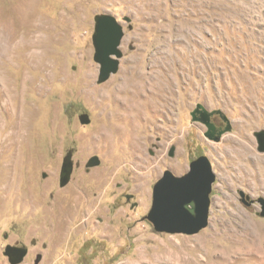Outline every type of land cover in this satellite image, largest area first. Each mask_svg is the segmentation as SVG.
Returning a JSON list of instances; mask_svg holds the SVG:
<instances>
[{"label":"rangeland","instance_id":"obj_1","mask_svg":"<svg viewBox=\"0 0 264 264\" xmlns=\"http://www.w3.org/2000/svg\"><path fill=\"white\" fill-rule=\"evenodd\" d=\"M97 15L124 29L119 71L102 84ZM16 28L32 45L8 51ZM127 84L121 98L151 103L136 150L127 141L111 153L93 148L118 124L105 95ZM199 103L229 119L219 141L192 121ZM239 134L260 159L249 168L262 173L255 187L221 165ZM70 152L74 171L61 187ZM202 155L216 176L208 227L155 231L146 219L154 186L166 170L185 175ZM94 157L99 166L88 167ZM242 192L264 198V0H0V264H11L9 245L27 249L20 264H264L261 206H246Z\"/></svg>","mask_w":264,"mask_h":264},{"label":"water","instance_id":"obj_2","mask_svg":"<svg viewBox=\"0 0 264 264\" xmlns=\"http://www.w3.org/2000/svg\"><path fill=\"white\" fill-rule=\"evenodd\" d=\"M124 37L123 26L111 15H97L95 17V33L93 46L95 49L94 60L100 65L98 83L107 82L110 77L117 74L120 68V60L123 58L121 43ZM214 113H223L221 110L209 111L199 103L191 112L192 121L206 126L207 136L211 140L219 141L221 136L231 131V123L227 128L215 137V128L211 123ZM197 114H200L198 117ZM82 124H90L88 116L81 117ZM70 152L63 160L60 174V186L69 184L74 162ZM97 157L91 159L88 167L99 166ZM46 177V174L43 175ZM216 181L212 164L205 155L199 156L190 163L189 171L183 176H176L170 170L164 172L163 177L156 183L153 190V203L146 219L153 225L155 231L166 234L195 235L206 229L209 225L211 193ZM246 206L255 202L261 206L260 216L264 218V198L253 200L250 196L241 193ZM27 249L7 246L5 256L11 264H20L27 256ZM40 259L37 260L39 263Z\"/></svg>","mask_w":264,"mask_h":264},{"label":"bare ground","instance_id":"obj_3","mask_svg":"<svg viewBox=\"0 0 264 264\" xmlns=\"http://www.w3.org/2000/svg\"><path fill=\"white\" fill-rule=\"evenodd\" d=\"M20 29H22V28H20ZM36 29H37V33L40 35L39 37H41V35L44 36V34H46L44 31L45 27H43L42 23H40L38 26H36ZM24 33L25 32L19 31L18 28L14 29L12 36H9V40H8V42H6V45L8 46V51H11V48L13 46L14 47L16 46V48H13V49L20 50V49H26L32 45V43H31L32 41L31 40L27 41V39H26L27 37L26 36L24 37ZM20 38H23L21 40V43H17V40H19ZM47 38L49 39V41L52 40V36L50 37L49 34H47ZM28 55H30V54H28ZM129 86H130L129 84H127L126 86H120V89L117 91L118 94H116V92L114 91V95L113 94L107 95V96L105 95L104 100H109V102H110V99H113L112 100L113 101V104H112L113 109L109 112V115H110V119L114 120L118 124H113L111 127H106L102 137L97 138V139H95L94 142H92L93 148H96L99 150H105L106 153H111L115 150V148L117 147L118 144H120L121 142L127 141L129 143V147H131L133 150H136V148L138 146V141L141 139V136L146 129L145 125L150 120L149 114H150V110H151V103H150L148 96L145 97L146 102L145 103L143 102L139 105L138 104L133 105V104L129 103L128 100L121 98L119 96L120 92L127 94V91L129 92V90H128ZM111 96L113 98H110ZM8 98H10V97H8ZM109 104L111 105V103H109ZM99 107H101V106H99ZM35 114H36L35 110H33L31 113L23 114L24 121H23V125L21 127L22 129L20 132L17 133L19 140H21L20 139L21 137L25 138V135H26L25 132L28 130V126L32 122L33 118L35 117ZM148 118H149V120H148ZM144 123H145V125L143 126ZM241 137H242V134H239L238 136L233 137L234 139L230 138L227 140L229 142V143L227 142L228 145L226 146V148H228V150H227L228 153L224 154L222 157L223 163L227 162V165H224V164H221V165H223V168H226L227 170L230 169V167H231V169L234 170V172L236 173V176H234V177L238 181L250 183L249 185L255 187L259 183L262 182V179H261L262 173L260 172V170L254 172V170L249 169V168L251 167V164H253V163L259 164L260 159L256 158L251 153V148L249 147V144L246 141H245L246 143H244L243 140L241 139ZM8 139L10 140V138H8ZM92 143H91V145H92ZM221 156H222V154H221ZM21 157H18L19 160H21ZM12 162L15 163V161H12ZM229 164L231 165L230 167H229ZM10 166H12V165H9V164L6 165V168L8 169ZM147 175L148 174H146L145 177H147ZM226 178H225V180H226ZM252 178L254 179L255 182L252 180Z\"/></svg>","mask_w":264,"mask_h":264},{"label":"flooded vegetation","instance_id":"obj_4","mask_svg":"<svg viewBox=\"0 0 264 264\" xmlns=\"http://www.w3.org/2000/svg\"><path fill=\"white\" fill-rule=\"evenodd\" d=\"M212 111H215V110H212ZM197 116L199 117L200 114H197ZM225 116L226 115H224V113H214L211 116V123L213 124V126L215 128V133H214L215 137H218L220 135V133L223 132L229 124V122L225 118ZM27 255H28V253H27Z\"/></svg>","mask_w":264,"mask_h":264}]
</instances>
